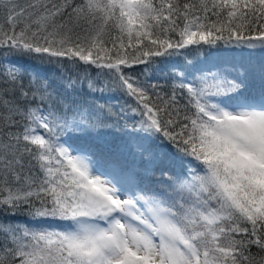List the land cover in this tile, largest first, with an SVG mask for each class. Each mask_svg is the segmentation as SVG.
<instances>
[{"label": "snow or ice", "instance_id": "6c2138e0", "mask_svg": "<svg viewBox=\"0 0 264 264\" xmlns=\"http://www.w3.org/2000/svg\"><path fill=\"white\" fill-rule=\"evenodd\" d=\"M0 264H264V0H0Z\"/></svg>", "mask_w": 264, "mask_h": 264}, {"label": "trees", "instance_id": "16d2710c", "mask_svg": "<svg viewBox=\"0 0 264 264\" xmlns=\"http://www.w3.org/2000/svg\"><path fill=\"white\" fill-rule=\"evenodd\" d=\"M259 56L260 54L258 53L257 54V59H259ZM191 58V57H190ZM176 61L178 63L182 62V58L181 57H177L176 58ZM45 71H47L46 69H44ZM168 74L167 72V69H165L164 71L158 73V74H155V75H152L150 78L152 79L153 82H159L161 84L165 83V80H164V77ZM157 77L159 78L158 81H157ZM161 147H166L164 145H160ZM157 178H159V169L157 168L156 169V172H155V175L151 178L153 181H155ZM253 251H255V249H253Z\"/></svg>", "mask_w": 264, "mask_h": 264}]
</instances>
